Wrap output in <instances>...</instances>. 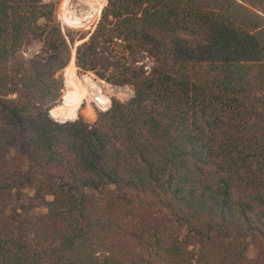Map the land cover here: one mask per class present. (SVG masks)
<instances>
[{"label":"trees","instance_id":"1","mask_svg":"<svg viewBox=\"0 0 264 264\" xmlns=\"http://www.w3.org/2000/svg\"><path fill=\"white\" fill-rule=\"evenodd\" d=\"M72 43L54 3L0 0V264H264V0H107ZM71 59L133 97L88 123L67 71L62 109Z\"/></svg>","mask_w":264,"mask_h":264},{"label":"rangeland","instance_id":"2","mask_svg":"<svg viewBox=\"0 0 264 264\" xmlns=\"http://www.w3.org/2000/svg\"><path fill=\"white\" fill-rule=\"evenodd\" d=\"M47 3H54L56 5L57 20L63 28L64 33L70 32L75 40V43L71 44L72 59L75 56L77 48L88 40L90 35L94 32L103 9L107 5V0H45ZM41 44L38 39L33 38L29 41L28 45L24 48V56L27 59H32L40 53ZM70 65L65 71V90L62 98V109L64 105V97L69 93V89L66 84L67 71H70V75L73 77L75 85L82 90H86V95L79 102L82 105L79 107L77 116L82 117L88 123H94L97 119V112L101 111L98 104H105V108L102 105L101 109L107 110L111 108L112 100L116 99L121 102H127L133 97V91L129 87H117L110 85L101 79H99L93 73H87L86 75L80 74V70L75 65ZM139 66L144 65L151 67L152 64L143 55H137L133 59ZM78 94L74 92L73 100L77 98ZM64 112L68 113L70 117H73L74 108H66ZM17 157V151L12 150L8 154V159L15 160ZM35 183L33 181H25L21 183L18 190L7 202L8 212H21L22 209L27 207L30 198L34 195ZM258 239L256 236H252L250 239V257L255 258L258 252L257 247Z\"/></svg>","mask_w":264,"mask_h":264},{"label":"built area","instance_id":"3","mask_svg":"<svg viewBox=\"0 0 264 264\" xmlns=\"http://www.w3.org/2000/svg\"><path fill=\"white\" fill-rule=\"evenodd\" d=\"M98 105H99V106H98V107H99V109H100L102 112H105V111H107V110H108V109H107V110L101 109V108H102V105L105 107V104H101V105H100V104H98Z\"/></svg>","mask_w":264,"mask_h":264}]
</instances>
